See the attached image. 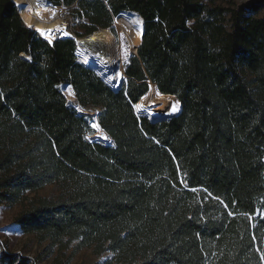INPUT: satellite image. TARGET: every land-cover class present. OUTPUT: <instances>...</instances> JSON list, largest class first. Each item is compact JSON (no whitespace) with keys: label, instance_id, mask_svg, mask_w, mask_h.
Here are the masks:
<instances>
[{"label":"trees","instance_id":"obj_1","mask_svg":"<svg viewBox=\"0 0 264 264\" xmlns=\"http://www.w3.org/2000/svg\"><path fill=\"white\" fill-rule=\"evenodd\" d=\"M54 1L81 6L90 31L128 12L144 33L114 91L0 0V204H24L14 222L47 242L39 262L88 247L105 264H264V17L248 14L264 0ZM148 80L181 105L168 122L134 113ZM61 85L111 145L86 139L92 118ZM55 184V198L27 197Z\"/></svg>","mask_w":264,"mask_h":264},{"label":"rangeland","instance_id":"obj_2","mask_svg":"<svg viewBox=\"0 0 264 264\" xmlns=\"http://www.w3.org/2000/svg\"><path fill=\"white\" fill-rule=\"evenodd\" d=\"M218 3L227 4L230 1H233L237 5H242L245 3L250 2L251 0H217ZM46 2L54 4L55 6H63L67 7L64 4H55L54 0H46ZM113 3L116 4L117 10L119 2L118 0H113ZM53 5V6H54ZM6 6H7V12L13 20V22L18 25L20 28H22L27 33H33L34 35L40 37L39 33L35 31L34 29L28 27L23 20L20 19L17 5L13 3L12 0H6ZM71 19L72 22L69 26V33L72 34L75 38H81L86 37L92 32H95L98 28L96 27L95 31H90L91 24L90 22L83 17H78L77 15L83 12L81 6H79L76 3H73L71 5ZM75 10V12H74ZM248 14L253 15L256 18L264 17V2L260 3L259 7H257V11H250ZM112 16V15H111ZM123 21L122 24H117V17H115L113 20V23L111 22L110 27L106 28L110 33L113 34V36L116 39V46L118 47V50L120 51V59L119 62L124 66V61L127 57H129V54H132L136 48V45L138 44L139 37L141 35L140 29H141V20L139 17L135 16L134 14L125 12V14H122ZM65 46H68L70 49H73L75 57H76V45L73 40L68 39L63 43ZM77 61L81 64H84L87 66V64L81 62L77 57ZM120 68L117 70L112 71L110 74V79H107V81L111 84L112 82H117V84L121 79L122 76ZM98 74V73H97ZM96 74V75H97ZM99 75V74H98ZM100 76V75H99ZM103 81L108 84L104 79ZM125 81V79L122 80V83ZM110 84H108L110 86ZM67 101L73 103V108L76 110L78 109H86L92 113H94V117L90 120V126L92 129V132L87 134L86 137L89 141H91V137L97 136L99 132L101 131L99 126H95L92 124V121L96 122V116L98 114V110L90 107L86 108H80L76 104V99L69 98L65 94ZM167 102L165 104L166 110L168 109V115L172 116L179 108L178 102L175 98H167ZM161 105L158 107L160 108ZM158 110V109H156ZM155 110V111H156ZM164 110L162 114L167 113V111ZM80 111V110H78ZM141 117V115H138ZM150 118V117H149ZM104 135H101L99 138V142L105 144V145H111V142H108V138L102 137ZM60 193L59 185H47L44 188L40 189V191H37L35 193L28 194V198H40V197H46V198H55ZM24 204H17V205H11L8 206L6 204H0V255L4 252L7 253H15L22 257L30 259L35 264H105L106 262L110 261L113 257L110 253L104 252L101 255H95L91 248H84L79 251H77L75 254H72L71 250L62 251L59 252L56 249H54L53 254L49 257L42 258L43 260L39 262L38 258L42 250L48 246L47 242H39L35 235L33 234H24L21 230H19L17 224L14 222V218L17 216L18 213H20L23 210ZM115 264V263H113ZM122 264V263H117Z\"/></svg>","mask_w":264,"mask_h":264},{"label":"bare ground","instance_id":"obj_3","mask_svg":"<svg viewBox=\"0 0 264 264\" xmlns=\"http://www.w3.org/2000/svg\"><path fill=\"white\" fill-rule=\"evenodd\" d=\"M12 1L17 5L20 19L23 20L28 27L43 33V36L48 38L50 42L52 41L51 30L59 31L64 40L67 38L73 40L77 49V58L81 62L92 66L94 71L110 84L107 79L111 78L110 74L112 71L120 67V51L116 46V39L112 33L107 29L98 28L95 32L86 37L75 38V35L73 36L68 31H64L67 23H65L57 13L58 7L60 6L49 4L46 0ZM116 82L117 80L114 83ZM112 83L110 85H112ZM68 86L70 85L64 87V94L72 98V89L69 90ZM157 93H159V95H157ZM166 102L167 99L161 95L160 92L156 91L153 85H150L148 93L142 97L135 107L139 115H143L144 110H147L150 111V117H155L166 110ZM160 105L161 107L158 108ZM166 111L168 112V109Z\"/></svg>","mask_w":264,"mask_h":264},{"label":"water","instance_id":"obj_4","mask_svg":"<svg viewBox=\"0 0 264 264\" xmlns=\"http://www.w3.org/2000/svg\"><path fill=\"white\" fill-rule=\"evenodd\" d=\"M142 18V17H141ZM143 27H144V21H143V19H142V28H141V37H140V40H139V43H138V45H137V47L139 48V45L141 44V38H142V36H143ZM138 48H137V50H136V53L135 54H129V57H137L138 56V54H137V51H138ZM77 57V56H76ZM87 67H89L91 70H93L94 71V69L92 68V66H90V65H87ZM120 67H121V76H122V79L117 83V84H115L114 82L112 83V85H107L111 90H114V91H117L118 89H120V87H121V84H122V80L123 79H126L127 77H125V74H124V70H123V65L120 63ZM95 72V71H94ZM95 74H97L96 72H95ZM98 75V74H97ZM99 76V75H98ZM99 78H101V76H99ZM101 79H103V78H101ZM151 83V81L150 80H148V87H149V84ZM66 85H61L60 86V91H61V93L65 96V94H64V87H65ZM155 87V86H154ZM71 89H72V87H71ZM155 90H156V87H155ZM157 91V90H156ZM159 92V91H158ZM72 93H73V96H72V98L73 99H76V95H75V93L73 92V89H72ZM170 96V95H169ZM175 97V96H174ZM65 98H66V96H65ZM140 101V100H139ZM138 101V102H139ZM137 102V103H138ZM177 102H178V100H177ZM136 103V104H137ZM136 104H134L132 107H133V109H134V113L138 116L139 114H138V111H137V109H136V107H135V105ZM178 105H179V108H178V110L172 115V116H167L166 114L164 115H158V116H155V117H153V116H151L150 117V111H147V110H144V113H143V115H141V117H145L148 121H150V123H152V124H158V123H162V122H168L170 119H172L174 116H176L177 114H179V112H180V110H181V105L179 104V102H178ZM80 112V114L83 116V115H85V116H87V117H89V118H93L95 115H94V113H92V112H90V111H88V110H86V109H83L82 111H79ZM150 117V118H149ZM92 124H95V126H99V124L98 123H96L95 121H92L91 122ZM99 128H100V126H99ZM100 132H99V134L97 135V136H93V137H91V142H99V136H101V135H104L103 137H105V138H108L109 139V137H107V135L104 133V131L100 128ZM108 142H110V139L108 140Z\"/></svg>","mask_w":264,"mask_h":264},{"label":"built area","instance_id":"obj_5","mask_svg":"<svg viewBox=\"0 0 264 264\" xmlns=\"http://www.w3.org/2000/svg\"><path fill=\"white\" fill-rule=\"evenodd\" d=\"M51 4V3H49ZM59 9L57 10V13L58 15L61 17V19L64 20L65 23H67V26L66 28L64 29V31H68L69 32V26L72 22L73 19H71V10H72V7H63V6H60L58 7ZM39 33L40 35V38L46 42L49 46L57 43V42H65L66 40H68V38L66 40L62 39V36L60 34L59 31H54V30H51V38H52V41L50 42L48 38L44 37L43 34L41 32H39V30H35Z\"/></svg>","mask_w":264,"mask_h":264},{"label":"snow or ice","instance_id":"obj_6","mask_svg":"<svg viewBox=\"0 0 264 264\" xmlns=\"http://www.w3.org/2000/svg\"><path fill=\"white\" fill-rule=\"evenodd\" d=\"M43 34V33H42ZM68 88H69V90L71 89V86H68ZM157 95H159V93H157ZM78 110H80V111H82V109H78ZM86 139H87V137H86Z\"/></svg>","mask_w":264,"mask_h":264}]
</instances>
